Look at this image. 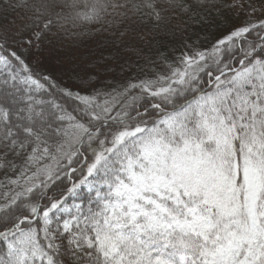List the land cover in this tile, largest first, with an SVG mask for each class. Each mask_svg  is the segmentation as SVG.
Wrapping results in <instances>:
<instances>
[{
	"label": "snow or ice",
	"instance_id": "obj_1",
	"mask_svg": "<svg viewBox=\"0 0 264 264\" xmlns=\"http://www.w3.org/2000/svg\"><path fill=\"white\" fill-rule=\"evenodd\" d=\"M160 33L115 85L46 67ZM0 264H264V0H0Z\"/></svg>",
	"mask_w": 264,
	"mask_h": 264
},
{
	"label": "trees",
	"instance_id": "obj_2",
	"mask_svg": "<svg viewBox=\"0 0 264 264\" xmlns=\"http://www.w3.org/2000/svg\"><path fill=\"white\" fill-rule=\"evenodd\" d=\"M210 31L215 33L218 30L213 27ZM189 35L192 40H196L199 36V39L203 41L207 33L193 27ZM180 39L178 35L172 36L165 33L155 35L154 38L152 35H147L144 41L121 50L118 61L110 62L106 67L104 61L100 59L96 44L87 37L59 40L58 48L49 57L46 67L65 84H77L87 78L98 86L115 85L122 82L124 78L142 76L141 69L144 73L150 74L148 61L156 59L157 49L172 54L178 51ZM88 51L94 52L95 55H85ZM104 56H108V53L105 52Z\"/></svg>",
	"mask_w": 264,
	"mask_h": 264
}]
</instances>
